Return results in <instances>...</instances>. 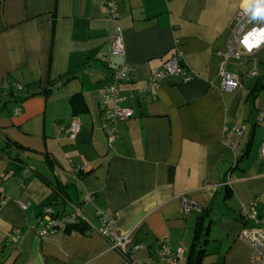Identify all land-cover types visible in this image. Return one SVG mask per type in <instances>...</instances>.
<instances>
[{
	"label": "crops",
	"instance_id": "obj_1",
	"mask_svg": "<svg viewBox=\"0 0 264 264\" xmlns=\"http://www.w3.org/2000/svg\"><path fill=\"white\" fill-rule=\"evenodd\" d=\"M115 2L112 21L97 0H0V85L23 86L0 95V264H122L97 232L96 210L115 218L129 247L141 246L136 256L186 264L198 211H182L185 196L199 209L212 204L201 264H249L240 235L251 223L239 209H264V87L252 96L256 79L241 76L238 65L226 70L240 83L225 91L218 72L242 0ZM116 25L121 54L111 50ZM173 49L191 78L166 77L145 96L150 73ZM122 64L133 70L120 84L133 115L108 145L98 90ZM73 118L80 130L69 140ZM233 126L243 127L234 150L225 133ZM44 205L79 208L85 221L38 236L29 226ZM162 241L185 256L159 262Z\"/></svg>",
	"mask_w": 264,
	"mask_h": 264
},
{
	"label": "built area",
	"instance_id": "obj_2",
	"mask_svg": "<svg viewBox=\"0 0 264 264\" xmlns=\"http://www.w3.org/2000/svg\"><path fill=\"white\" fill-rule=\"evenodd\" d=\"M100 10L104 16L114 21L118 17V10L115 0H97ZM254 23V24H253ZM264 23L251 21L243 11L239 9L231 23L226 42V49L220 53L218 63V72L221 76V87L225 91H232L240 83V77L226 70L229 60L240 61L242 52L244 55L252 56L260 49L264 48ZM259 44V47L257 45ZM111 50L113 54H121L123 51L122 38L119 26H115L111 39ZM180 53L173 49L163 60L159 68L152 70L147 82L142 87L145 96H154L156 88L161 80L170 76H179L183 81L191 77L179 64ZM241 65V64H240ZM259 69L254 64L250 69L243 71L241 76L255 78ZM133 70L128 64H122L116 67L111 74V81L98 90V109L102 114L101 128L105 132L108 145L115 139L117 124L127 120L133 115V110L124 104L126 97L121 94L120 84L133 80ZM23 90V86L15 81L5 80L0 85V95L6 96L14 92ZM20 108L14 109V114H19ZM258 120L264 121V111L258 113ZM80 130V123L73 118L65 129L66 137L74 140ZM226 140L231 149L236 148V138L243 134L242 126H233L231 129H225ZM260 155L264 157V139H262L259 149ZM81 168H73L78 172ZM230 180L224 185H229ZM91 200L89 194L83 196V202ZM2 199L0 198V204ZM181 208L184 213L192 209L199 211L194 200L188 197H182ZM99 225L97 232L106 239L109 249L118 251L122 256V264H150L148 258H141L135 255L141 246L129 247V236L116 233L114 230L115 218L104 211H95ZM239 215L244 221H250L251 225L241 231L240 237L249 249V264H264V209L260 213L256 211L253 203L242 206L239 209ZM79 208H73L69 212L56 211L52 205H44L39 213L36 223L31 224L29 228L38 236H44L56 231H65L68 227L84 222ZM185 256V249L182 246L172 248L168 242L162 241L158 248L159 262H175L177 259Z\"/></svg>",
	"mask_w": 264,
	"mask_h": 264
},
{
	"label": "trees",
	"instance_id": "obj_3",
	"mask_svg": "<svg viewBox=\"0 0 264 264\" xmlns=\"http://www.w3.org/2000/svg\"><path fill=\"white\" fill-rule=\"evenodd\" d=\"M258 52L256 54H258ZM254 55L245 59L248 67L247 69H244V71L250 69L254 64L258 68V63L261 62L259 59L257 60L253 58ZM255 79L256 80L250 90V94L252 96L255 95L256 92L259 91L262 87H264V75L260 76V74L258 73ZM244 155L245 154L239 156V158L241 159L242 157H244ZM211 208L212 204L208 207L200 208L198 211V215L195 219V225L193 228V238L189 246L188 253L186 255V264H201V260L205 254V245L208 241V229Z\"/></svg>",
	"mask_w": 264,
	"mask_h": 264
},
{
	"label": "clouds",
	"instance_id": "obj_4",
	"mask_svg": "<svg viewBox=\"0 0 264 264\" xmlns=\"http://www.w3.org/2000/svg\"><path fill=\"white\" fill-rule=\"evenodd\" d=\"M242 6L243 11L251 21L264 23V0H242ZM261 43H264V41H261ZM257 47H259V44Z\"/></svg>",
	"mask_w": 264,
	"mask_h": 264
},
{
	"label": "rangeland",
	"instance_id": "obj_5",
	"mask_svg": "<svg viewBox=\"0 0 264 264\" xmlns=\"http://www.w3.org/2000/svg\"><path fill=\"white\" fill-rule=\"evenodd\" d=\"M254 24V23H253ZM242 55V58L240 59V61H235V60H229L226 66V69H230V70H236V68L238 67V65H240L242 63V67L244 69H247V63L246 60L247 58H249L247 55H244L242 52H240ZM253 58L255 59H259L261 63H258V68L260 71H264V48L260 49L258 54L254 55ZM240 63V64H238ZM239 68H237L238 70ZM264 74V73H262ZM261 76V75H260ZM254 79V78H253Z\"/></svg>",
	"mask_w": 264,
	"mask_h": 264
}]
</instances>
